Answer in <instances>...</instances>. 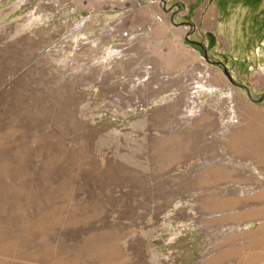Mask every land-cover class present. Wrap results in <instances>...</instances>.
<instances>
[{"label": "rangeland", "instance_id": "obj_1", "mask_svg": "<svg viewBox=\"0 0 264 264\" xmlns=\"http://www.w3.org/2000/svg\"><path fill=\"white\" fill-rule=\"evenodd\" d=\"M237 1L249 13L220 42L254 48L258 65L264 3ZM202 2L0 0V264H231L220 257L257 232L263 214L240 217L255 192L216 173L235 163L188 159V120L215 102L147 96L151 79H136L162 59L126 25L141 10L188 8L189 19ZM235 168L248 179L244 161Z\"/></svg>", "mask_w": 264, "mask_h": 264}, {"label": "crops", "instance_id": "obj_2", "mask_svg": "<svg viewBox=\"0 0 264 264\" xmlns=\"http://www.w3.org/2000/svg\"><path fill=\"white\" fill-rule=\"evenodd\" d=\"M224 1L219 6L218 0H213L214 6H211L210 0H203V8L189 19L188 8L186 14L179 7L172 8L166 15L157 14V10H141L139 15L147 18L127 24L130 35H126L136 37L149 60L162 59L157 68L145 67L146 70L150 67L148 74H154L156 69L159 74L136 77L139 82L151 79L144 88L145 95L179 92L190 97L195 93L210 96L208 105L215 102V109H205L195 119L188 120V159L224 153L235 164L227 165L231 172L224 168L225 164L223 168L217 164L218 178L221 175L220 179H228L233 191L239 186L237 190L255 192L251 200L256 207L264 208V101L260 102L264 98V60L255 64L252 47L242 56L235 43L227 45V49L221 44L223 35L231 31L235 40L239 16H246L250 9L237 0ZM263 3L261 0L260 5ZM160 15L165 18H159ZM193 24L195 30L191 29ZM228 24L232 26L228 28ZM138 68L140 71L141 67ZM160 86L161 91H155ZM258 96L261 99L256 102ZM172 125L171 121L169 126ZM240 161L250 169L248 179L232 177Z\"/></svg>", "mask_w": 264, "mask_h": 264}, {"label": "bare ground", "instance_id": "obj_3", "mask_svg": "<svg viewBox=\"0 0 264 264\" xmlns=\"http://www.w3.org/2000/svg\"><path fill=\"white\" fill-rule=\"evenodd\" d=\"M219 207L221 208L222 206L217 205V209ZM209 209H210L209 211H212L211 208ZM261 214L264 215V208L256 207L255 210L252 211L249 210V212L246 215H241L240 217L242 220L244 219L246 220L253 217L261 216ZM214 259H215L214 257L211 259H207L203 261L201 264H217ZM220 260H224L227 263H231V264H264V218L260 220V226L257 232L248 234L247 239L242 242L241 246H233L231 251L220 257Z\"/></svg>", "mask_w": 264, "mask_h": 264}, {"label": "built area", "instance_id": "obj_4", "mask_svg": "<svg viewBox=\"0 0 264 264\" xmlns=\"http://www.w3.org/2000/svg\"><path fill=\"white\" fill-rule=\"evenodd\" d=\"M260 101V100H259Z\"/></svg>", "mask_w": 264, "mask_h": 264}]
</instances>
